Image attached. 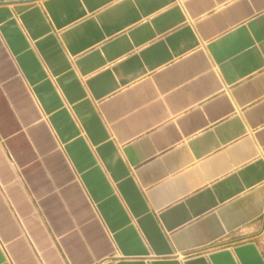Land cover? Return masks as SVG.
<instances>
[{
  "label": "crops",
  "instance_id": "crops-1",
  "mask_svg": "<svg viewBox=\"0 0 264 264\" xmlns=\"http://www.w3.org/2000/svg\"><path fill=\"white\" fill-rule=\"evenodd\" d=\"M264 0H0V264H264Z\"/></svg>",
  "mask_w": 264,
  "mask_h": 264
},
{
  "label": "rangeland",
  "instance_id": "rangeland-1",
  "mask_svg": "<svg viewBox=\"0 0 264 264\" xmlns=\"http://www.w3.org/2000/svg\"><path fill=\"white\" fill-rule=\"evenodd\" d=\"M253 238L258 242L264 253V225H262L255 233H253Z\"/></svg>",
  "mask_w": 264,
  "mask_h": 264
}]
</instances>
